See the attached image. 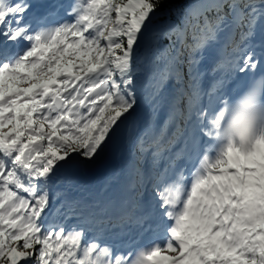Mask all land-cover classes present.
Listing matches in <instances>:
<instances>
[{
    "label": "snow or ice",
    "instance_id": "snow-or-ice-1",
    "mask_svg": "<svg viewBox=\"0 0 264 264\" xmlns=\"http://www.w3.org/2000/svg\"><path fill=\"white\" fill-rule=\"evenodd\" d=\"M165 2L70 0L33 14L30 0H0V264H264V132L226 142L231 78L226 74L205 90L199 68L230 20L247 23L243 39L253 35L257 17L264 20V0H207L201 7L215 14L200 21L191 43L171 24L154 31V38L165 44L171 38L169 46L185 52L188 78L183 126L155 154L168 153L164 171L182 155L204 156L189 188L161 191L154 176H141V187L153 186L138 219L142 234H151L148 245L100 239L111 224V203L52 209L53 178L87 172L136 115L132 66ZM54 17L55 26L47 27ZM261 65L264 51L258 55L249 46L239 51L232 72L247 76ZM165 82L162 77L153 92L155 106ZM243 89L249 103L264 99V75H253ZM206 141L220 146L209 155ZM139 151H148L142 141ZM72 217L77 223L66 228Z\"/></svg>",
    "mask_w": 264,
    "mask_h": 264
},
{
    "label": "rangeland",
    "instance_id": "rangeland-1",
    "mask_svg": "<svg viewBox=\"0 0 264 264\" xmlns=\"http://www.w3.org/2000/svg\"><path fill=\"white\" fill-rule=\"evenodd\" d=\"M207 0H201L198 2V6L196 5L195 8L191 6L190 11H193V14H190L189 17L187 18V26L183 29L180 36L182 40H185L187 36L192 33L191 28H193L194 22L192 21L193 16L195 15V11H200L204 10L201 5H203ZM211 9V8H209ZM198 13V12H197ZM153 31H150L145 34V38L141 41V45L146 44V42L149 40V37L151 34L154 33L158 27L153 21ZM171 52V53H170ZM170 53V54H169ZM170 55L169 57H167ZM185 52L181 53L179 51V46H176L174 49L171 48L170 46H166L164 49L160 50L159 52L155 50V53L153 55L147 56V61H146V74L144 77V81L139 89L136 88L137 91V97L139 101V107L137 109V113L135 116H138L139 114H146L148 111H150V114H154L157 112V106L153 104V92L157 86V83L161 80L162 77H166V82L165 86L168 85V83L171 80L175 79L176 73H182L183 70L186 69L185 62L180 63L178 62V59L181 58L184 60ZM168 64L171 65L169 69H167ZM168 71V73L166 72ZM186 76H183L182 81L185 80ZM164 91V88H163ZM162 91V93H163ZM162 93H161V100H162ZM131 140L128 143V147L131 148ZM134 147H138L139 144L137 143V140L135 139L133 141ZM89 170L85 172L84 174H88ZM63 179L66 181H63ZM68 181V182H67ZM75 182L76 185H80L81 182L79 180H74L73 178L67 176L64 174V172L58 173L56 177L53 178L52 182H60V185L63 188H68L69 184L71 182ZM50 187H49V192H50ZM69 189V188H68ZM51 194L55 193L54 191L50 192Z\"/></svg>",
    "mask_w": 264,
    "mask_h": 264
},
{
    "label": "clouds",
    "instance_id": "clouds-1",
    "mask_svg": "<svg viewBox=\"0 0 264 264\" xmlns=\"http://www.w3.org/2000/svg\"><path fill=\"white\" fill-rule=\"evenodd\" d=\"M247 94L245 90L224 110L222 135L226 142L264 132V99L258 96L249 103L246 101Z\"/></svg>",
    "mask_w": 264,
    "mask_h": 264
},
{
    "label": "trees",
    "instance_id": "trees-1",
    "mask_svg": "<svg viewBox=\"0 0 264 264\" xmlns=\"http://www.w3.org/2000/svg\"><path fill=\"white\" fill-rule=\"evenodd\" d=\"M193 1L195 0H166L165 4L157 12L154 22L157 24L158 28L163 24H171L176 27H181L187 15V8ZM176 30L178 32L179 29ZM163 39V37L154 38V34H152L148 43L137 49L136 59L132 66L136 78V85H140L141 83L144 71L142 66V63L145 61L144 57L149 54H154L155 50H160L164 46L171 44V38H169V42L167 44L163 42ZM142 57L143 60H140Z\"/></svg>",
    "mask_w": 264,
    "mask_h": 264
},
{
    "label": "bare ground",
    "instance_id": "bare-ground-1",
    "mask_svg": "<svg viewBox=\"0 0 264 264\" xmlns=\"http://www.w3.org/2000/svg\"><path fill=\"white\" fill-rule=\"evenodd\" d=\"M264 33V21H262L261 24H259V27L256 29L255 31V35H256V38L260 37L262 34ZM145 114V113H144ZM142 118V116L140 115L139 117H133L132 118V121L130 123V127H129V131H128V141L129 140H137V143L140 145L141 143V140H142V137H136L137 134V130H138V127H139V121L140 119ZM131 147H134V145L132 144ZM130 150H125L123 152H121L119 154V161H118V165L113 167L106 175L104 176H101V177H108L109 179H112L113 176L112 174H115L116 176H122V172H123V169L124 167L126 166V163L130 161V158H129V153ZM94 180V176L91 175V173H88L87 174V178L85 181L87 182H91ZM75 184L73 182H71V185L70 186H74ZM177 185H180L182 187L185 186L184 182L183 181H180L179 184Z\"/></svg>",
    "mask_w": 264,
    "mask_h": 264
},
{
    "label": "water",
    "instance_id": "water-1",
    "mask_svg": "<svg viewBox=\"0 0 264 264\" xmlns=\"http://www.w3.org/2000/svg\"><path fill=\"white\" fill-rule=\"evenodd\" d=\"M129 123H130V120L125 122L124 125H122L120 132L118 136L116 137V141H115V145L113 149H110L109 151H107L96 165L91 166V169L94 172L98 173L103 168L102 174H105L110 167L115 166L117 164V160H116L117 153L120 150L126 148L125 140H126V134L128 131ZM67 173L74 175V173H70V172H67Z\"/></svg>",
    "mask_w": 264,
    "mask_h": 264
}]
</instances>
